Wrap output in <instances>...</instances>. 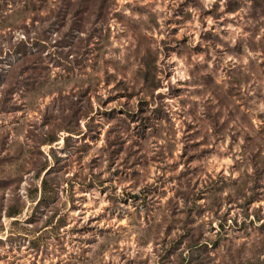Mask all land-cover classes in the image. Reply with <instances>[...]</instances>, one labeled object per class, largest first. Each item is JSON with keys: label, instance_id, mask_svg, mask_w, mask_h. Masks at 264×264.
I'll return each instance as SVG.
<instances>
[{"label": "rangeland", "instance_id": "1", "mask_svg": "<svg viewBox=\"0 0 264 264\" xmlns=\"http://www.w3.org/2000/svg\"><path fill=\"white\" fill-rule=\"evenodd\" d=\"M0 264H264V0H0Z\"/></svg>", "mask_w": 264, "mask_h": 264}, {"label": "trees", "instance_id": "2", "mask_svg": "<svg viewBox=\"0 0 264 264\" xmlns=\"http://www.w3.org/2000/svg\"><path fill=\"white\" fill-rule=\"evenodd\" d=\"M48 173V172H47ZM14 214H16L15 212H12V213H10L9 215L11 216V215H14Z\"/></svg>", "mask_w": 264, "mask_h": 264}]
</instances>
